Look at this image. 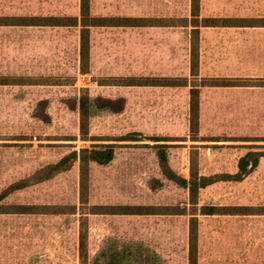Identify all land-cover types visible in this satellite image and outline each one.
<instances>
[{
  "label": "rangeland",
  "instance_id": "1",
  "mask_svg": "<svg viewBox=\"0 0 264 264\" xmlns=\"http://www.w3.org/2000/svg\"><path fill=\"white\" fill-rule=\"evenodd\" d=\"M91 2L94 17L171 18L177 25L191 18V0ZM202 12L264 16V0H202ZM25 16L79 17L80 0H0V17ZM79 50L80 27L0 26V81L53 83L0 85V207L12 211L0 213V264H84L80 236L87 237L89 261L114 247L140 249L156 264H191L195 213L199 264H264V215L199 214L207 206L264 207V160L242 182L202 190L196 205L186 189L162 175L155 142H115L129 133L166 137L170 167L179 175L189 176L192 156L203 175L235 173L242 156L264 151V88L248 90L251 96L233 90L212 104L207 96L193 141L189 87L113 85L136 77H188L187 29L94 27L87 74ZM251 58L264 62V54ZM84 95L111 101L109 109L100 103L91 109L87 138L78 104L70 107ZM110 143H117L114 161L91 164L85 186L79 161L34 182L71 152ZM24 180L26 188L7 193ZM112 206L148 214L119 215Z\"/></svg>",
  "mask_w": 264,
  "mask_h": 264
},
{
  "label": "trees",
  "instance_id": "2",
  "mask_svg": "<svg viewBox=\"0 0 264 264\" xmlns=\"http://www.w3.org/2000/svg\"><path fill=\"white\" fill-rule=\"evenodd\" d=\"M91 0H80V16L79 17H0V26H18V27H80V63L82 73L87 74L90 71V51H91V29L94 27L109 26V27H131V28H147V27H172L182 26L184 28L192 27L191 29V53H190V68H191V89H190V102H189V126L192 134V140L197 141L200 126L199 114V89L198 83L195 79L198 75L199 69V52H198V31L196 26L203 25H238L248 24L251 26H264V19L252 20H212L205 19L200 21V0H191V18L182 20L181 25H177L171 18H150V17H117V18H104L94 17L91 12ZM187 78H169V79H156V78H127L119 79L116 84L122 86H188ZM233 81L226 80H212L209 81L210 85H226L235 84ZM28 84H53V83H30L23 81H16L3 78L0 85H28ZM105 104L102 108H108L106 105L111 104V101L106 99L91 100L89 95H84L80 98L79 103L76 101L70 105L73 110L78 109L80 113V129L83 138L89 135V119L91 109L93 106ZM155 142L154 145L157 149V161L162 175L169 181L186 189L192 200L199 199L202 190L219 182H241L251 175L259 166L260 161L264 159V151H250L242 156L237 164V171L235 173H216L211 175H203L198 168V158L192 156L190 163L189 176L184 177L176 173L171 167L168 157V149L170 148V140L166 137H147L140 133H129L115 139V142ZM117 143L94 145L90 148H83L80 151H73L66 155L55 164L49 165L44 171L34 176V182H42L53 178L56 174L68 170L75 161L80 163V178L82 185L85 186L89 179L91 164L100 166L109 165L116 157ZM30 184L29 181L24 180L12 185L7 193L12 191L26 188ZM3 194L1 198L5 197ZM115 207V208H114ZM115 214L119 215H143L148 214L142 212L143 208L136 206H112ZM182 215L186 214L182 210ZM0 207V213H11ZM200 215L214 216L219 214L228 215H242V214H260L264 215V207H216L207 206L199 210ZM199 219L198 213L192 214L189 222V257L191 264H199ZM82 235V234H81ZM80 236L79 250L80 255L83 257L84 264H156L151 262L148 257L140 249L131 251L129 248L121 251L112 247L109 253H104L94 260H88V242L87 237ZM109 256V259L105 257ZM105 259V260H104Z\"/></svg>",
  "mask_w": 264,
  "mask_h": 264
},
{
  "label": "crops",
  "instance_id": "3",
  "mask_svg": "<svg viewBox=\"0 0 264 264\" xmlns=\"http://www.w3.org/2000/svg\"><path fill=\"white\" fill-rule=\"evenodd\" d=\"M205 19H212V20L216 19L219 21H224L228 19L252 20V19H264V16L262 15L242 16V17L220 16V15L206 16L203 15L202 0H200L199 20L202 21ZM185 29H187V35L189 39V53H188L189 75L188 77H183V78L188 79L189 81L188 86H144V87H164V88L189 87V95H190L191 80H192L191 68H190V53H191L190 32L192 27H187ZM195 29L198 31V52H199V69L195 81L199 85L198 86L200 92L199 114L201 121L203 105L208 101L206 100L207 96L210 97L209 102L210 104H212L214 103V99H217L220 96H225L226 94H233L234 93L233 90H240L238 91L240 92V94H245L246 92L248 96H251V91L248 90H251L252 88H264V62L262 63L259 58L258 60L256 58L255 59L251 58L252 56L259 57L264 54V26H251L248 24H243L241 26L222 25V24H214V25L200 24L196 26ZM234 56L239 58H235ZM232 57H234V59ZM141 78H148V77H141ZM169 78L172 77H168L166 79ZM173 78H179V77H173ZM156 79H165V78H156ZM212 80H226V81H233L236 83L226 84V85H215V84L210 85L209 81ZM131 87H135V86H131ZM137 87H141V86H137ZM234 183H239V182H234ZM241 207H250V206H241ZM242 215L249 216V215H260V214H246V215L242 214Z\"/></svg>",
  "mask_w": 264,
  "mask_h": 264
}]
</instances>
